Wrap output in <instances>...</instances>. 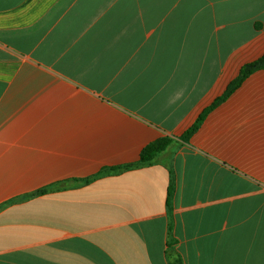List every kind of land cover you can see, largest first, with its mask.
Returning <instances> with one entry per match:
<instances>
[{"label":"crops","instance_id":"obj_1","mask_svg":"<svg viewBox=\"0 0 264 264\" xmlns=\"http://www.w3.org/2000/svg\"><path fill=\"white\" fill-rule=\"evenodd\" d=\"M261 56L264 0H0V264H264V69L181 139Z\"/></svg>","mask_w":264,"mask_h":264},{"label":"trees","instance_id":"obj_2","mask_svg":"<svg viewBox=\"0 0 264 264\" xmlns=\"http://www.w3.org/2000/svg\"><path fill=\"white\" fill-rule=\"evenodd\" d=\"M264 69V56H261L257 60L245 64L240 72L239 75L232 80L229 85L227 86L225 92L217 98L213 104L206 109L195 121V123L181 136V139L183 141H188L190 136H192L199 128L201 123L203 122L206 114L220 105L222 102H224L234 91L239 88V86L243 83V81L254 71L262 70ZM172 142V139L169 137H162L159 138L151 143H149L147 146H145L140 153L139 160L135 164L126 165L123 167L105 170L106 171H115V170H127L129 168L135 167V166H145L153 163V161L157 158V156L162 153ZM174 191L173 183L171 181L169 189H168V198L170 199ZM170 264H182L180 258L177 256L173 258Z\"/></svg>","mask_w":264,"mask_h":264}]
</instances>
